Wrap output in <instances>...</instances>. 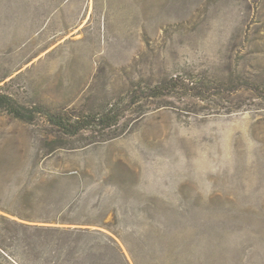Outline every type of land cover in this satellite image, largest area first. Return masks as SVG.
<instances>
[{"label": "rangeland", "instance_id": "obj_1", "mask_svg": "<svg viewBox=\"0 0 264 264\" xmlns=\"http://www.w3.org/2000/svg\"><path fill=\"white\" fill-rule=\"evenodd\" d=\"M0 93L38 111L0 112V264L45 226L22 190L105 215L139 264H264V0H0ZM111 104L72 138L45 116Z\"/></svg>", "mask_w": 264, "mask_h": 264}, {"label": "trees", "instance_id": "obj_2", "mask_svg": "<svg viewBox=\"0 0 264 264\" xmlns=\"http://www.w3.org/2000/svg\"><path fill=\"white\" fill-rule=\"evenodd\" d=\"M180 82L175 80L172 86H165L171 88L162 89H182L183 83ZM257 91H260V88ZM162 92L164 91L160 89L158 94ZM115 105L111 104L105 110L73 118L66 114L50 112L45 113V116L58 128L60 138H72L86 131H95L101 125L105 128L115 126L119 120ZM3 111L27 122H32L38 113L35 109H27L19 104L10 95L0 93V112ZM29 193L26 190L19 192V203L25 208L13 214L19 219L43 223L45 226H34L27 230V227L15 223L18 229H26L24 238L16 235L14 239L19 246L23 245L26 251L21 259H14V264H139L135 254L120 235L115 234L118 238L115 239L101 230H109V225L103 223L105 215L98 221L92 220L88 207L83 208L72 201L24 203L23 200L27 199ZM0 218L4 219L2 216ZM17 232L19 233V230ZM123 246L126 247L132 263L127 259ZM0 250L3 249L0 247Z\"/></svg>", "mask_w": 264, "mask_h": 264}]
</instances>
